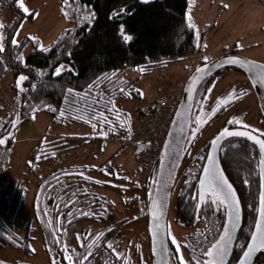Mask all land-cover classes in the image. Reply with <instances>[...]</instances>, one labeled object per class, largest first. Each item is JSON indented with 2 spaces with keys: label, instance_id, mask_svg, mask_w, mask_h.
Instances as JSON below:
<instances>
[{
  "label": "trees",
  "instance_id": "trees-1",
  "mask_svg": "<svg viewBox=\"0 0 264 264\" xmlns=\"http://www.w3.org/2000/svg\"><path fill=\"white\" fill-rule=\"evenodd\" d=\"M5 1L9 3V9L16 10L14 11L15 21L5 31V35L10 38L20 23L26 18L33 17L35 13L22 14V10L16 7V0ZM76 2L81 5H91L95 11L96 19L91 31L87 27V22L78 24V14L73 11V8L67 9L72 13L73 18L67 19L62 11L63 0H59L61 12L68 25L46 46L50 48V51L42 52L28 36L21 39L20 48L12 46L10 39L6 40L5 51L0 53L2 57L0 79L5 81L10 78L11 80L13 100L22 111L19 123L27 120L33 110L43 111L55 123H75L99 127L105 131L106 136L128 138L130 128L127 113L116 103V99L124 96L136 97L138 91L131 84H126L125 80L120 78L119 72L127 68L165 64L198 53L201 37H197L195 30L188 26L189 20L186 16L189 12L190 0H150L147 3L143 0H76ZM120 8H125V13L109 19L112 12ZM121 24L124 25L125 32L133 37L132 40L127 42L123 40L119 30ZM72 28L76 29L75 32L65 35V30ZM74 40L78 43H73ZM29 49L31 50L28 52ZM20 51L26 57L27 68L15 59ZM68 51L72 52L71 56L67 55ZM58 62L65 65L71 64L75 71L65 72L59 77L51 75L53 66ZM36 69H42L45 75L38 76ZM21 72L29 76V79L23 82V87L27 89L24 92H21L16 84ZM104 73L108 74V78L97 81V77H101ZM94 81L99 86L89 89L88 85ZM32 84H36L35 89L32 88ZM69 87L75 89L80 95L67 94L66 90ZM195 98L196 96L192 102L189 120L193 131L196 125L195 112H197ZM46 104L55 108L56 111L45 107ZM61 109L65 112L63 117L60 116ZM14 114L0 119L3 122L0 133L11 131L12 126L8 121L14 119ZM209 123L208 120L204 122L194 138L190 135L189 129L187 141H191V144L182 163L183 167L187 168V172L182 175L183 177L176 179V187L173 188L180 192L177 195L179 205L181 201L182 205L186 206L185 214L181 211L175 217V223L187 229L186 236L183 241H180L181 253L186 259L193 254L192 248H195L196 253L199 254L200 249L206 247L203 238L207 237L211 240L217 231L222 230L220 226L226 219L224 206L217 209V205L204 204L200 210H197L198 199L196 196L193 199L192 192L196 189L197 180L201 174V162L208 145L202 147V144V149L199 147L201 152H204L201 154V159H203L196 164L197 169L189 167L191 161L184 164L194 143L202 136L199 135L202 127ZM12 140L13 136L9 137L4 145H0V150L7 148ZM247 143L241 139H233L219 150L221 168L235 188L242 209V225L233 248V262L239 256L237 245L244 243L249 236V229L254 224L255 209L258 204V182L254 177L257 171L258 154L252 147H247ZM47 158L49 156L45 159ZM6 161H8V156L0 152V196L4 191L6 192L4 193L6 218L10 220L15 217L23 204L25 188L16 182H10L4 176L3 164ZM102 165L105 163L103 162L95 169L100 171L103 168ZM156 166L157 163L146 178L141 202L143 210L141 214L136 213V216L130 220L131 223L138 219L148 220ZM85 171V167L54 171L41 178L34 193L32 201L34 218L41 232L44 247L57 264H67V260L64 259L62 237L71 225L82 220L99 222L111 216L108 207L110 206L109 200L105 196L88 190L87 181L90 183L92 181L82 175ZM245 179H248L250 183L244 184ZM248 205L253 207L249 208ZM197 215L199 219H196ZM209 228L212 229L211 232L208 231ZM97 232L103 233L99 240L96 239ZM108 232V230L98 229L93 230L89 235L86 232L82 242L77 245L76 249L71 250L75 264H80L84 256H88V259L83 261V264H105V261L107 264H130L127 263V250L119 251L118 249L123 237H114L115 232L112 231L111 234ZM14 234L16 232L8 225L4 217L0 216V246L12 244L15 241ZM9 236L12 239H9ZM108 242L113 244L116 249L115 253L107 247ZM167 247L170 251L175 249L168 235ZM116 253H120L121 257L118 258ZM171 264H175V256L171 257ZM253 264H264V251L255 258Z\"/></svg>",
  "mask_w": 264,
  "mask_h": 264
},
{
  "label": "rangeland",
  "instance_id": "rangeland-1",
  "mask_svg": "<svg viewBox=\"0 0 264 264\" xmlns=\"http://www.w3.org/2000/svg\"><path fill=\"white\" fill-rule=\"evenodd\" d=\"M24 2L30 9L36 10V15L32 22L30 20V25L23 20V28L20 29L18 37L27 33L31 24H34L36 35L43 45H49L68 24L61 12L59 0ZM14 11H16L14 8L8 7L0 22L9 12ZM188 15L191 16L190 22L196 25L194 30L197 37H201L198 53L173 62L143 67V71L135 67L119 72L120 78L138 91L136 97L124 96L116 99V103L127 113L130 128L128 138L102 135L105 131L99 127L55 123L43 111L35 112L34 119L30 114L27 120L15 127L12 142L0 152L8 156V161L3 164L4 176L10 182L22 185L25 188V197L15 217L8 220L4 197L6 192L0 196V216L4 217L16 232L12 244L0 246V260L7 263L53 264L54 260L43 245L41 232L34 218L32 210L34 193L38 182L44 176L65 168L85 167L86 171L82 175L87 179L90 177L89 180L92 181V183L87 181L88 190L109 200L111 216L99 222L82 220L71 225L62 237L64 256L71 255V250L77 248L86 232L89 235L98 229L108 230L109 234L113 231L114 237H123L118 249L127 250V263L151 264L147 221L138 219L131 223L130 220L137 212L141 214L143 210L141 202L146 178L155 163L158 164L160 156L158 152L161 151L169 129L170 114H174L180 102L187 78L196 67L208 62L202 59L204 56H208L209 61H212L226 54H236L264 64V4H260L259 0H190ZM4 25L6 28L8 18L5 19ZM237 43L243 47H238ZM0 86L3 110L14 106L10 78L5 81L0 79ZM226 86L235 87L237 90L249 88L241 74L226 70L217 77L212 96ZM242 104L237 111L235 108L234 115L243 110L245 122L256 129H262L263 126L257 118L255 96H247ZM207 113L205 109L204 114ZM154 115L158 116L156 125L151 126ZM221 124L220 119H217L211 126H207L202 133L204 136L194 143L184 164L191 161L189 167L197 169L196 164L199 160L193 156L199 155L201 144L216 133ZM145 141L150 144L148 146L142 144L141 147L139 142ZM48 156L49 158L45 159ZM103 162L105 165H102L100 171L95 169ZM186 172L187 168L182 165L176 179L183 177ZM175 187L174 183L173 188ZM174 189L170 197L166 226L167 233L170 232L180 242L186 236L187 229L175 223V217L181 211L185 214L186 206L184 207L181 201L179 205L177 202L179 191Z\"/></svg>",
  "mask_w": 264,
  "mask_h": 264
},
{
  "label": "snow or ice",
  "instance_id": "snow-or-ice-1",
  "mask_svg": "<svg viewBox=\"0 0 264 264\" xmlns=\"http://www.w3.org/2000/svg\"><path fill=\"white\" fill-rule=\"evenodd\" d=\"M145 3L148 2V0H144ZM16 3L18 4V7L20 10H22V14L27 13H35V10L30 9L24 0H16ZM64 6L62 7V11L65 14V17L67 19H72L73 15L71 12H69L68 8H73V11L78 14L77 22L78 24H84L87 22V27L89 31H91L92 24L94 20L96 19V13L92 9L91 5L84 4L81 5L76 2V0H63ZM74 6V7H73ZM227 7V5H224ZM125 8H120L118 11L114 10L112 14L109 16V19H112L113 17H119L122 13H125ZM187 19L189 22L191 21V16L186 14ZM189 27L195 29L196 25L194 23H189ZM5 25L0 22V53H3L5 51V42L6 40L10 39V44L16 48H20L22 45L21 39H18L20 29L23 28V24L20 25L19 28L15 29V33L10 36L5 35L3 29ZM75 28L72 29H66L65 35H67L69 32H75ZM120 34L123 37V40L125 42L130 41L133 39L131 35H128L124 30V25H120ZM32 42H34V45L38 47L42 52L47 53L50 51L49 47H46L41 42L40 38L36 35L32 34H26ZM73 43H78V41L74 40ZM26 46V45H24ZM199 46V45H198ZM238 47H243L239 43H237ZM206 47V45H205ZM68 56L72 55L71 51L67 52ZM15 59L22 64L25 68L28 67L26 57L22 51L18 52L15 56ZM204 61H208V63H204L202 66L196 67L194 75L191 77L189 87L187 91L191 92L193 89V86L199 82L202 74L207 75L208 69L210 67H219V63H212L209 61L208 56L202 57ZM0 60H2V57H0ZM227 64H240L245 65L247 64L248 70L252 73H254V79L255 82L264 85V64H258L255 61H245L241 57L237 56H227L224 60ZM5 65V69H6ZM144 69L141 68L140 71H143ZM75 71L71 64L65 65L62 62H58L53 66V70L51 72V75L59 77L61 74L65 72H73ZM37 75L40 77H43L45 75V72L42 69H36ZM112 75H115V73H112ZM108 78V74L104 73L101 75V77H97V81H101L102 79L106 80ZM29 76L21 72L16 80L17 87L20 89L21 92L27 91L23 87V82L28 80ZM98 83L94 81L92 84L88 85V88L91 89L93 87H98ZM32 88H36V84H32ZM208 91H211L209 89ZM241 95L244 94L243 89L240 90ZM67 94H73L75 93L76 96H79L80 93L76 92L75 89L69 87L66 90ZM235 89H233L232 92L228 94L227 98H218L217 99V107L212 110L213 114L217 111L218 108H220L222 105H226L230 99H235ZM65 99H68V96H65ZM45 107L50 108L52 111H56L55 108H52L50 105H45ZM12 115V114H10ZM65 115V112L63 109L60 110V116L63 117ZM176 116L183 121L184 116L180 111L176 112ZM33 119L35 118V110H33L32 113ZM83 119V117H81ZM20 120V113L16 112L14 114V119L8 121L12 127H16V125L19 123ZM177 121H173V123H176ZM204 123V116L203 115H197L196 116V125L195 130L192 129V124L189 122V129H190V135L194 138L196 133L199 131L200 126ZM229 124H242L243 128L246 130H238V129H230L229 127L222 128L219 133L214 137V139L211 141L213 149L217 147V144L219 141L224 139L225 137H246L249 140H252L255 142L256 145L259 147V162L257 164V168L259 169V195H258V206L256 207V218L254 220L253 226L249 229V236L245 240L244 243H241L237 245L239 248V256L237 260V264H251L252 258L257 252H260L264 250V131H261L260 129H252L250 125L243 123V121L237 117H232L229 121ZM121 126H123V122H121ZM0 127H3V122L0 121ZM184 130L183 124H181L180 131ZM253 132L257 134H253ZM102 135H106V133H102ZM13 133L11 131H8L6 133H0V145H4L9 137H12ZM190 143V141H187ZM167 147V142H166ZM55 155V153H53ZM163 159V157H162ZM203 159V158H202ZM163 167V165H161ZM88 179H91L90 177ZM244 184H249L250 181L248 179H245ZM208 204L211 205H217V209L220 206H224L226 208V219L224 220L222 226V230L217 231L216 235L213 236L211 240H208L207 237L203 238V243L206 245V247L201 248L199 254L196 253V249L192 248L193 254L186 259L185 256L181 253V247L182 244L177 241L175 236H172L170 232L167 233L168 236H171V243L175 245L174 250H169L167 245L165 244V236L161 234V226L159 223V205L157 201L153 200L152 206L150 211L152 212L154 224L152 225L151 231L153 235V251L155 252V244L157 241L160 242L162 245V253L164 257V264H171V257L175 256V264H229L228 256L230 252L232 251L233 241L237 240L238 237L236 236L237 229L241 227V218H242V209H241V202L239 197L237 196L236 190L233 187V185L229 182L227 176L224 175L223 171L218 167L217 165V159L216 156L213 153H209L207 155V164L203 166V175L199 180V193H198V202H197V210H200V208L204 205ZM249 208H252V205H248ZM215 215V213H213ZM199 215H197L196 219H199ZM51 226V222H50ZM209 232L212 231L211 228L208 229ZM96 239L99 240L102 236V232H97ZM9 239H12L11 236L8 237ZM58 242V241H57ZM91 247V246H90ZM107 247L111 249L114 253L116 252V249L113 247V244L111 242H108ZM67 246H65V252H67ZM91 255V253H89ZM117 257H121L120 253H116ZM64 259L67 260V264H75L73 256L72 255H65ZM88 256L83 257V261H87ZM83 261L80 262V264H83ZM0 264H5L4 261L0 260ZM53 264H55V261H53ZM105 264H107V261H105Z\"/></svg>",
  "mask_w": 264,
  "mask_h": 264
},
{
  "label": "water",
  "instance_id": "water-1",
  "mask_svg": "<svg viewBox=\"0 0 264 264\" xmlns=\"http://www.w3.org/2000/svg\"><path fill=\"white\" fill-rule=\"evenodd\" d=\"M227 56L241 57V56H238L236 54H226L224 56L218 57V58H216L210 62L219 63L220 66L219 67H210L208 69L207 75L202 74L199 82L193 86V89L191 92L187 91V89L189 87L191 77L194 75L195 70L187 78V80L183 86L180 102H179V104H178V106H177V108L173 114L167 135H166L165 140L163 142V145L161 147V152H160V156H159V160H158V164H157V168H156V174H155V178H154V182H153L151 201H150L149 208H148L147 233H148V237H149L151 264H164V257H163V253H162V245L160 244L159 241H157L155 244V249H156L155 252L153 251L154 245H153V235H152L151 228H152V225L154 224V219H153V215H152V212L150 211V209H151L153 200L157 201V203L159 205V216H160L159 223L161 226V234H163L165 236V244L167 245L166 219H167V213H168V208H169V203H170V197H171L172 189H173L176 177H177V173H178L179 168H180V166L184 160V156H185V154L189 148V145L191 144V141H190V143H188L186 145L187 137H188V131H189L188 125H189V120H190V115H191L192 102H193L195 93H196L199 85L207 77H209L210 75H212L214 72H216L217 70H219L221 68H224V67L239 68L241 71H243L248 76V78L251 82L252 88L255 91V94H256L257 99H258L259 110H260V112L264 118V85H261V84L255 82L254 73H252L248 70L247 64L242 66L240 64H227V63H225L224 60ZM241 58H243V57H241ZM243 59L245 61H251V60H248L246 58H243ZM177 111H180L183 114V116H184L183 121H181L176 116ZM173 121H177V122L173 123ZM181 124H183V126H184L183 131H180ZM14 129H15V127H12L11 132H13ZM238 130H244V129H238ZM232 137H236V136H232ZM228 138H231V137H225L224 139L219 141L217 144V147L215 149H213L212 144H211V141L214 138L210 141L203 166L205 164H207V155L209 153H213L216 156L218 167L222 170L220 162H219V148H220L222 142ZM240 138H244L246 140H249L246 137H240ZM249 141L255 147H257L259 149L258 145H256L254 141H252V140H249ZM166 142H167V147H166ZM162 157H163V159H162ZM161 165H163V167H161ZM203 166H202L201 174L199 176V180L203 175ZM198 187H199V181H198ZM257 206H258V204H257ZM241 225H242V218H241ZM240 230H241V227L237 229V232H236L237 237L240 233ZM235 241L236 240L233 241L232 251L230 252V254L228 256L229 261L231 260V257H232L233 247H234ZM263 251L264 250L257 252L254 255V257L252 258L251 264H253L255 258ZM5 264H27V263H24V262L7 263V262H5ZM234 264H237V261Z\"/></svg>",
  "mask_w": 264,
  "mask_h": 264
},
{
  "label": "flooded vegetation",
  "instance_id": "flooded-vegetation-1",
  "mask_svg": "<svg viewBox=\"0 0 264 264\" xmlns=\"http://www.w3.org/2000/svg\"><path fill=\"white\" fill-rule=\"evenodd\" d=\"M226 70H233L234 72L238 73V74H241V76H243V78H245V81L246 83L249 85V88L248 89H245L243 90L244 94L241 95V92L240 90H237V88L235 87H230L227 88H223L221 89L220 91H218V94H214V96H212V92L214 90V85L216 84V79L217 77L222 74L223 72H225ZM209 87V88H208ZM209 89H211V91H208ZM233 89H235V99H230L229 102L226 104V105H222L220 108L217 109V111L213 114L212 110L214 108L217 107V99L218 98H227L228 97V94L230 92L233 91ZM249 95H254L255 96V101L257 103V107H258V111H257V118H258V122L261 124V127L262 129H260L261 131H264V118L259 110V106H258V101H257V98H256V95H255V92L252 88V85H251V82L248 78V76L243 72L241 71L239 68H236V67H224V68H221L219 70H217L216 72H214L212 75H210L209 77H207L198 87L196 93H195V109L197 112L195 117L197 115H203L204 116V122H206L207 120L210 121L209 124L203 126L202 128V131L200 132L199 135H203V131L207 128V126H211L213 124L214 121H216L217 119L222 122L221 126L219 127V130L216 131V133H214L213 135H210L207 140L204 142L203 146L204 147L205 145H208L209 146V143L210 141L219 133V131L224 128V127H229L230 129H244L242 124H229L228 121L232 118V117H237L239 119H241L243 121V123H246L244 118H245V113L243 110H241L239 112V114L237 115H234V112H235V108H236V111L238 110V107L240 104L243 103V100H245V98ZM194 96V97H195ZM243 105V104H242ZM207 109V114L205 115L204 114V110ZM248 124V123H246ZM204 125V123L202 124ZM250 125V124H248ZM251 126V125H250ZM252 129H256L253 127V125L251 126ZM246 130V129H244ZM253 134H257L255 132H253ZM264 138V137H262ZM233 139H241L243 140L245 143H247V147H252V149L254 150V152H257L258 154V158H257V164L259 162V149L257 147H255L249 140H246L244 138H240V137H231V138H228L226 139L225 141L222 142L219 150H221V148L227 144L228 141H231ZM201 144V145H202ZM208 146H207V150H208ZM202 149V148H201ZM201 149L199 150V155L196 156V158H198L199 162L202 160L201 159V154L204 152H201ZM207 150L205 151V156H204V159L202 160V165H201V168H200V171L202 169V166H203V163L205 161V158H206V154H207ZM257 171L256 173L254 174V177L255 179H257V182H258V195H259V169L256 168ZM199 181V177H198V180ZM198 193H199V187H198V182H197V186H196V189L193 190L192 194H193V199H195V196L197 197L198 199ZM170 240H171V236H169ZM236 243V241H235ZM235 245V244H234ZM234 248V247H233ZM151 258V257H150ZM232 258H233V253H232V257H231V260L229 261V264H234L236 261H232ZM233 262V263H232Z\"/></svg>",
  "mask_w": 264,
  "mask_h": 264
},
{
  "label": "built area",
  "instance_id": "built-area-1",
  "mask_svg": "<svg viewBox=\"0 0 264 264\" xmlns=\"http://www.w3.org/2000/svg\"><path fill=\"white\" fill-rule=\"evenodd\" d=\"M8 7H9V3L7 1L0 0V19L3 17V14L6 11V9H8ZM3 108H4V105L1 104V102H0V118H4V116H7V115L12 114V113H16V112H19L20 114L22 113V111L15 104H14V106L8 107V108H6L4 110H3ZM172 114H170L168 126H169V123L171 121ZM157 117L158 116H156V115L152 116L153 125H151V126L156 125V119H157ZM166 134H167V132H166ZM164 140H165V138H164ZM139 144L142 147V144L148 146L150 143L148 141H145V142H139ZM162 145H163V143H162ZM160 152L161 151L158 152V156H159Z\"/></svg>",
  "mask_w": 264,
  "mask_h": 264
},
{
  "label": "crops",
  "instance_id": "crops-1",
  "mask_svg": "<svg viewBox=\"0 0 264 264\" xmlns=\"http://www.w3.org/2000/svg\"><path fill=\"white\" fill-rule=\"evenodd\" d=\"M259 3L260 4H264V0H259ZM10 13V12H9ZM7 14L6 15V17H4L3 18V20L1 21L3 24H4V21H5V19L6 18H8V25H7V27L6 28H4L3 29V31H4V33H5V31H7L10 27H11V25H12V23L15 21V12H11L10 14ZM34 15H36V14H34ZM34 17L35 16H33V17H30V18H26V19H24L25 20V22H29L28 23V25H30V20H31V22L34 20ZM28 20V21H27ZM24 23V21H22L21 22V24H23ZM20 24V25H21ZM20 25L17 27V28H19L20 27ZM33 25L34 24H31V28H30V30H27V33H25V34H23L22 36H20V37H18V39H22V38H24L25 36H27L26 34H32V35H36V30H34V27H33ZM68 25V24H67ZM27 27V26H26ZM27 29H28V27H27ZM36 36H38V35H36ZM56 38V37H55ZM259 44V43H258ZM31 49H29L28 51H30Z\"/></svg>",
  "mask_w": 264,
  "mask_h": 264
}]
</instances>
